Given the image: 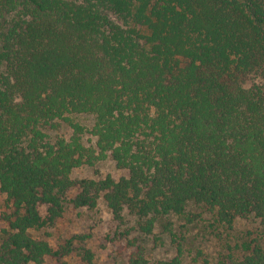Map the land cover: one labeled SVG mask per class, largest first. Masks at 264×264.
Here are the masks:
<instances>
[{
  "label": "trees",
  "instance_id": "trees-1",
  "mask_svg": "<svg viewBox=\"0 0 264 264\" xmlns=\"http://www.w3.org/2000/svg\"><path fill=\"white\" fill-rule=\"evenodd\" d=\"M107 159L125 175L73 178ZM0 192V264H93L87 235L44 238L67 204L144 235L192 203L264 226V0H0ZM128 234L124 264H184ZM229 250L264 264V228Z\"/></svg>",
  "mask_w": 264,
  "mask_h": 264
},
{
  "label": "rangeland",
  "instance_id": "rangeland-1",
  "mask_svg": "<svg viewBox=\"0 0 264 264\" xmlns=\"http://www.w3.org/2000/svg\"><path fill=\"white\" fill-rule=\"evenodd\" d=\"M77 120L89 127L94 119L92 116L79 115ZM68 133L69 130L65 125H62L59 131H48L52 139L56 135ZM89 139L90 136L86 134L83 137L84 143L88 144ZM107 174L118 178L125 175V172L117 169L114 163L107 159L94 166L85 165L74 170L73 178L99 179ZM73 196L74 193L69 195V197ZM4 200L5 195L0 192V212ZM40 210L45 214L46 207L43 206ZM187 211L190 213V220L187 219L188 216L173 215L169 217L170 230L164 231L162 227L157 226L152 235H144L137 229L135 216L124 211L122 221L116 220L102 200L93 210L75 209L71 204H67L62 218L54 226L44 229L43 233L49 235L43 237L52 245H56L74 235H87L85 246L94 253L93 264H124L127 249L124 240L118 235L121 232H128L130 238L141 243L150 261L171 258L179 245L184 264H199L200 258L197 256L199 251L213 264L220 255L231 252L229 250L231 247L236 252V245L240 241L254 237L264 228L259 220L249 216L236 218L232 229L227 230L212 225V216L200 205L189 204ZM65 260H72L71 264H73L76 257H68ZM77 263L84 264L79 259Z\"/></svg>",
  "mask_w": 264,
  "mask_h": 264
}]
</instances>
